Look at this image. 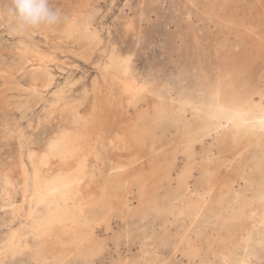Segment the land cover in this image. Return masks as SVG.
I'll list each match as a JSON object with an SVG mask.
<instances>
[{
  "label": "bare ground",
  "instance_id": "obj_1",
  "mask_svg": "<svg viewBox=\"0 0 264 264\" xmlns=\"http://www.w3.org/2000/svg\"><path fill=\"white\" fill-rule=\"evenodd\" d=\"M88 9L65 12L61 24L41 27L44 35L54 32L61 39L45 38L50 49L22 43L10 49L14 57L2 66L0 111L42 101L37 125L50 129L39 142L19 132L15 154L0 166L2 194L10 201L16 188L21 192L11 209L30 226L29 233L10 230L0 264L15 257L35 264L49 258L53 264H91L107 246L108 236L97 232H112L117 212L124 220L134 218L135 236L150 223L141 237L148 239L143 252L151 264H174L173 254L161 253L167 245L200 264L264 259V105L254 99L249 76L252 60L264 55V0H183L179 29L171 37L176 87L160 82L154 71L139 74L131 53L112 48L89 86L67 96L74 84L68 82L69 88L47 98L51 63L57 65L53 50L82 40L83 48L70 52L88 60L99 44ZM184 53L190 55L187 66L179 61ZM17 74L27 79L25 87L14 82ZM12 91L21 94L15 98ZM132 189L135 207L128 201ZM119 234H112L114 242Z\"/></svg>",
  "mask_w": 264,
  "mask_h": 264
},
{
  "label": "rangeland",
  "instance_id": "obj_2",
  "mask_svg": "<svg viewBox=\"0 0 264 264\" xmlns=\"http://www.w3.org/2000/svg\"><path fill=\"white\" fill-rule=\"evenodd\" d=\"M65 1L66 0H64V2L63 0H49L50 6L53 9L59 10V12L61 13L62 19L59 24L63 22L64 17H66L68 13L69 14L72 12L74 13V11L78 12L79 10H81L82 13H84V11L90 8L88 9L90 10V13L92 16L90 18V22H91L90 27L92 29H95L97 33H99L98 35L100 37L101 43L99 41V44H97L98 46L95 45L93 47L92 53H91L92 55L90 54V57L88 60H84L81 57H79L76 53H73L83 48V45L85 44L83 43L82 40L70 39V42L68 43L69 45L63 43L62 44L63 46L61 45V43H59V45H61L59 47L60 49L58 48L57 50L56 49L53 50L54 52L53 55L56 57L57 62L56 61L55 62L57 63V65L54 64V62L51 63L53 83L48 88L49 91L47 90L45 92V95L47 98H50L52 93L58 90L59 88H62V87L65 89L69 88L68 86L70 85H66V84L68 82H73V81H74V84L71 85L70 87L71 89L68 90V92L71 90L72 93L66 92V95L67 96H71L73 94L76 95L80 90H82L84 87H86L90 83V80L91 78L94 77V74L95 76L98 74V71H97L98 68L101 66V64L103 65L105 61V56H107L108 52L112 48H116L118 51L123 52V53H126V52L131 53L132 61H133L132 66L135 70H137L139 74L141 75L144 74V76H147L152 71H154L156 72L154 73V75L159 78L160 82H164L166 83V85L168 84L170 88H172L171 85L176 87L175 85L176 71L175 70L177 69H175L176 68L175 66L177 64H175L174 66L172 62L170 61V57L172 56L175 59L176 58L178 59V57H176L177 56L176 52L175 50H173L175 46H174V43L172 44L171 42V37H173L174 32H176L175 30L179 29L177 24L179 23L178 20L180 17L179 15L181 14L180 12H182L183 0H85V1L84 0H69L70 3L69 2L68 3L70 6ZM4 2H6V0H0V7H2ZM85 4H86V7L84 6ZM65 6H67V8H65ZM95 8H96V12H94ZM189 11L188 12L191 14L192 10H189ZM65 12L66 13L68 12V13L65 15ZM187 15L189 16V14ZM187 15H185V17ZM8 17L9 16H6V15H0V53H1L0 54V73L2 74V76H4L3 74L4 72L2 71L3 64L8 65L10 63V60H12L14 57L12 54L9 53L10 49L12 50L18 49L23 43V44H27L31 46L34 45L35 47L37 46L36 48H40L41 46L43 49L48 50L50 48L48 47V44L46 45V43L48 42L47 39L51 38L52 40L54 38V35H56L54 38L55 40H58L60 38L59 35L54 32L46 33V35H44L45 33L43 32V29L41 27L32 29L33 31H31L30 34L29 33L25 34V31H20V32L16 31V30H19L18 26L16 25L14 28L16 30H14L12 25L16 23L11 17L9 20H7ZM130 18L131 19L134 18L132 19L134 23L132 22ZM129 22H131V27L128 26L127 28L126 26L129 24ZM42 36L44 37V39L45 38L47 39L44 40ZM25 37H27L26 38L27 40L25 39ZM60 40L61 39H59V41H56V42H60ZM169 44L171 46H169ZM66 47L68 48V50ZM70 51H73V52H70ZM59 53L61 55H59ZM260 54H259V57H256L254 59L252 57L253 60L250 66L252 70L250 68L249 76L251 78L252 84L255 86L254 93L252 94L254 99L255 100L260 99L262 101V104L264 105V85H263L264 84V79H263L264 78V55L263 54L260 55ZM187 55L188 54L185 55L184 53L182 59L179 58V61L181 60L182 66H187L188 64V60L186 61V59H188V56L190 55L188 56ZM60 61L61 63L59 64ZM95 63L97 65H94ZM58 67H60V69ZM158 70H160L159 71L160 74L158 73ZM171 73L175 74L172 77L175 82L171 79ZM257 75L258 77H256ZM2 76H0V88L2 87L1 85H3L4 83V79L2 78ZM26 80H27L26 78L21 77V74H17L16 78L14 79V82H18L19 84H21L22 87H25L27 85ZM169 80L171 81L172 84L169 82ZM81 83L83 85H81ZM11 94L15 95V98H16V96L21 93L18 91H12ZM40 102L35 106L32 105L29 109L24 108V107L18 109L16 107L14 108V106L13 107L10 106L6 111L4 112L0 111L1 112L0 113V117H1L0 118V166L5 164V161L8 159L7 158L8 155L12 156L15 154V150L17 148V143L15 141H17L18 135L20 133L23 139L24 138L32 139L35 142H39L40 139H43L49 133V129H50L49 125H45V124H41V125L39 124L40 126L37 125V118L39 119L41 115L40 111L42 107V101ZM4 116H7V117H4ZM3 117L6 119H2ZM7 128L8 130H6ZM21 129L23 130V132ZM36 129H40V130H36ZM15 134H16V137H15ZM206 141L207 143L214 144L211 138H207ZM180 162L181 160H178L179 165L181 164ZM194 179L195 178H191L190 180L191 189H193L192 187H194V183H195ZM2 184L4 183L0 176V248H2L3 244L8 240V237H9L8 235H10V230H12V228L18 229L20 230V232H24L23 231L24 229L25 233L28 232L30 228L29 222H28L29 219L26 221L25 217L24 216L22 217V215L18 217L14 216L12 209H11L13 202L19 203L21 201V197H22L21 192L16 188L15 192L13 193L12 199L8 201L6 200V198H4L2 194L3 189L5 187V185L3 186ZM132 193L133 195L132 194L128 195L129 197L128 201L132 207H135V205H137L135 189H132ZM121 214H122L121 212H117L111 218L110 222H111V226H113L112 232L110 231L107 234H105L104 230H99L97 232L99 236L101 237L106 238L108 236L107 237L108 239L106 238L107 246H106V250L104 251V253L100 257H95L91 264H113L114 261L116 262L120 261L119 263L123 264L125 260H126V264H151L150 263L151 260L148 256L149 253L143 252L144 245L147 244L148 239L141 237L145 232H148L150 230V227H151L149 225L150 223L145 222L144 224L145 228L142 229L143 230L142 233L140 232L141 234H139V236H135L137 234L136 232L137 230H136V225H134V222H133L134 218L131 215H128V217H126V219L124 220ZM154 228L155 230L158 229V225H156ZM127 230H130V231H127ZM113 233H118V234L120 233L119 242L118 241L114 242V239H112L111 237ZM124 236L125 238L126 237L127 238L125 239ZM140 237L141 239L143 238L142 239L143 241L140 239ZM167 246H165L163 249L160 248L161 253L167 257L173 254L174 264H200L196 262L197 260L193 262L192 260H189L185 255L179 252L172 253L170 245H167ZM128 261L130 262L127 263ZM25 263L35 264L32 261H26V260L21 262L17 257H15L13 260L7 261L6 264H25ZM53 263L54 262H51V258H49L38 264H53ZM58 264H61V263H58ZM70 264H82V263L80 261L79 262L73 261ZM248 264H264V259L256 260L252 258Z\"/></svg>",
  "mask_w": 264,
  "mask_h": 264
},
{
  "label": "clouds",
  "instance_id": "obj_3",
  "mask_svg": "<svg viewBox=\"0 0 264 264\" xmlns=\"http://www.w3.org/2000/svg\"><path fill=\"white\" fill-rule=\"evenodd\" d=\"M0 15L11 17L20 30L54 27L61 22V13L53 9L49 0H6Z\"/></svg>",
  "mask_w": 264,
  "mask_h": 264
},
{
  "label": "snow or ice",
  "instance_id": "obj_4",
  "mask_svg": "<svg viewBox=\"0 0 264 264\" xmlns=\"http://www.w3.org/2000/svg\"><path fill=\"white\" fill-rule=\"evenodd\" d=\"M262 123H264V121H262Z\"/></svg>",
  "mask_w": 264,
  "mask_h": 264
}]
</instances>
